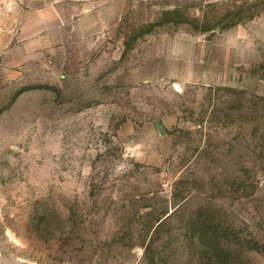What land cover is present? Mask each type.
Instances as JSON below:
<instances>
[{
	"label": "rangeland",
	"instance_id": "rangeland-1",
	"mask_svg": "<svg viewBox=\"0 0 264 264\" xmlns=\"http://www.w3.org/2000/svg\"><path fill=\"white\" fill-rule=\"evenodd\" d=\"M106 7L0 27V264H264V0Z\"/></svg>",
	"mask_w": 264,
	"mask_h": 264
},
{
	"label": "crops",
	"instance_id": "crops-1",
	"mask_svg": "<svg viewBox=\"0 0 264 264\" xmlns=\"http://www.w3.org/2000/svg\"><path fill=\"white\" fill-rule=\"evenodd\" d=\"M0 0V27L10 20V28L21 35H40L45 39L71 22L93 18L109 0ZM113 3V0H111ZM68 11V12H67ZM18 14V17H17ZM8 22V21H6ZM6 24V23H5ZM8 24V23H7ZM16 28V29H15Z\"/></svg>",
	"mask_w": 264,
	"mask_h": 264
}]
</instances>
